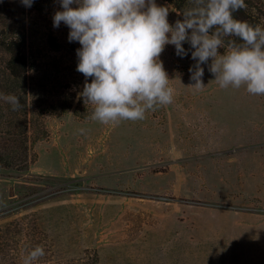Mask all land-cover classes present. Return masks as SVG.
<instances>
[{"label":"rangeland","instance_id":"1","mask_svg":"<svg viewBox=\"0 0 264 264\" xmlns=\"http://www.w3.org/2000/svg\"><path fill=\"white\" fill-rule=\"evenodd\" d=\"M156 3L170 24L183 20ZM62 10L60 0H34L23 24L34 122L26 166L0 160V264H23L38 245L45 255L33 264H264V95L221 89L211 59L204 89L189 87L193 49L185 42L181 57L169 44L160 60L173 103L117 126L93 121L79 96L81 45L63 22L53 26ZM6 59L0 47L5 95L20 89ZM23 127L24 114L0 99V133Z\"/></svg>","mask_w":264,"mask_h":264},{"label":"clouds","instance_id":"2","mask_svg":"<svg viewBox=\"0 0 264 264\" xmlns=\"http://www.w3.org/2000/svg\"><path fill=\"white\" fill-rule=\"evenodd\" d=\"M33 2L21 0L26 7ZM191 3L183 20L173 25L168 20L169 7L158 6L156 0H60L63 10L55 12L53 26L58 28L63 22L70 29L69 42L81 45L76 70L85 82L79 96L85 105L93 106L91 120L117 126L143 120L147 112L173 103V79L160 60L169 44L181 57L187 55L185 42L193 49L196 63L189 72L195 83L189 87L204 89L201 65L211 59L209 71L221 89L243 86L251 95H264V27L234 16L247 7L245 0ZM221 48L223 54L218 51ZM0 99L13 111L23 107L14 94L0 93ZM44 255L38 245L27 253L23 264H33Z\"/></svg>","mask_w":264,"mask_h":264},{"label":"trees","instance_id":"3","mask_svg":"<svg viewBox=\"0 0 264 264\" xmlns=\"http://www.w3.org/2000/svg\"><path fill=\"white\" fill-rule=\"evenodd\" d=\"M182 13L192 7L191 0H166ZM247 7L236 13L235 18L264 27V2L262 0H245ZM28 7L21 3V0H0V16L5 14L4 19L7 29L0 30V47L7 53L4 65L6 79L13 84L20 83V89H12V94L20 98V112L24 114V127L22 130L10 129L7 135L0 133V160H4L5 167L22 168L26 166L28 157V141L30 133L27 130L34 122V113L30 110L27 97V65L28 58L25 51L27 35L23 32V24L26 22ZM10 19H15L22 26V34H16L11 26ZM228 39V38H226ZM42 130L46 133L42 123Z\"/></svg>","mask_w":264,"mask_h":264}]
</instances>
